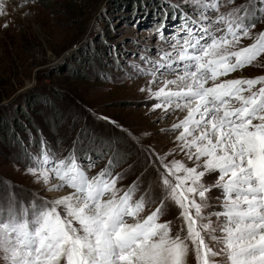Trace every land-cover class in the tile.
<instances>
[{"label":"snow or ice","instance_id":"1","mask_svg":"<svg viewBox=\"0 0 264 264\" xmlns=\"http://www.w3.org/2000/svg\"><path fill=\"white\" fill-rule=\"evenodd\" d=\"M257 5L264 0L222 13V0H184L180 14L172 16L179 31L166 36L163 25L157 30L168 48L155 50V61L140 57L149 65L137 66L138 74L151 77L140 88L152 101L149 110H162L164 118L186 112L167 131L177 133L176 148L193 165L169 160L173 152L153 154L159 205L140 219L155 201L151 188L136 198L139 177L122 190L117 184L123 174L112 175L113 160L89 177L75 152L57 159L41 141L28 174L48 191H70L40 197L39 203L9 193L0 202L4 264H186L190 251L196 264H264V76L222 79L264 55V31L239 46L264 22V7ZM7 14L0 0V15ZM94 167L90 157L88 169ZM213 173L215 183L206 185L204 178ZM213 189L221 193L216 205L209 202ZM172 205L181 221L175 234L172 221L160 222ZM213 207L222 210L207 211Z\"/></svg>","mask_w":264,"mask_h":264},{"label":"rangeland","instance_id":"2","mask_svg":"<svg viewBox=\"0 0 264 264\" xmlns=\"http://www.w3.org/2000/svg\"><path fill=\"white\" fill-rule=\"evenodd\" d=\"M5 3L8 14L0 15V202H6L9 193H14L17 201L37 199L39 203L40 197L54 199L70 191H48L28 174L31 156L41 154L44 141L57 159L75 152L87 168L85 159L88 163L91 157L95 167L88 169V174L113 160L112 175L123 174L117 184L123 190L139 177L136 198L151 188L149 195L155 201L140 219L150 214L162 199L153 154L173 152L169 160L193 165L176 148L177 133L167 131L186 112L177 111L167 118L162 110L151 112L148 93L140 91L149 86L151 77L138 74L137 66L147 69L149 65L140 57L150 56L155 61L159 59L155 50L168 48L157 30L163 25L166 36L179 31V21L172 16L180 14L178 6H183L184 0ZM250 3L256 5V0H234L231 4L222 0L220 11L227 13ZM185 10L191 12V8ZM261 31L264 22H257L251 37L242 39L239 46L252 44ZM231 74L241 78L263 76L264 55ZM159 86L153 85V90ZM217 175H206L203 182L214 184ZM219 195L220 191L213 189L210 204L216 205ZM220 210L213 207L207 211ZM178 216L179 209L172 205L160 222L172 221L175 234L181 225ZM0 264H4L2 259ZM186 264H196L191 251Z\"/></svg>","mask_w":264,"mask_h":264},{"label":"bare ground","instance_id":"3","mask_svg":"<svg viewBox=\"0 0 264 264\" xmlns=\"http://www.w3.org/2000/svg\"><path fill=\"white\" fill-rule=\"evenodd\" d=\"M54 184V183H53ZM67 194V193H66ZM66 194H63V195H66ZM59 196H62V195H55L54 198H57Z\"/></svg>","mask_w":264,"mask_h":264}]
</instances>
